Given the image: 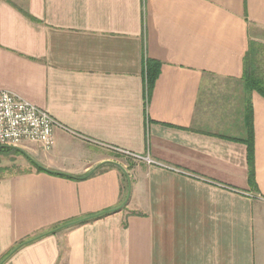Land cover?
<instances>
[{
  "label": "crops",
  "instance_id": "obj_1",
  "mask_svg": "<svg viewBox=\"0 0 264 264\" xmlns=\"http://www.w3.org/2000/svg\"><path fill=\"white\" fill-rule=\"evenodd\" d=\"M249 77L264 82V0H0V89L64 127L48 151L19 147L40 167L0 168V259L128 196L1 264H264V95Z\"/></svg>",
  "mask_w": 264,
  "mask_h": 264
},
{
  "label": "built area",
  "instance_id": "obj_2",
  "mask_svg": "<svg viewBox=\"0 0 264 264\" xmlns=\"http://www.w3.org/2000/svg\"><path fill=\"white\" fill-rule=\"evenodd\" d=\"M56 128L64 127L46 110L8 90L0 89V146L18 148L24 144H37L48 151L54 144L53 133ZM115 150L147 164L156 163L148 156Z\"/></svg>",
  "mask_w": 264,
  "mask_h": 264
},
{
  "label": "trees",
  "instance_id": "obj_3",
  "mask_svg": "<svg viewBox=\"0 0 264 264\" xmlns=\"http://www.w3.org/2000/svg\"><path fill=\"white\" fill-rule=\"evenodd\" d=\"M245 81H246V83H247V85L249 86L250 89H255L259 93H261L262 95H264V82L260 78H254V77L250 78L249 77V78H245ZM250 118H251V113H250V107H249V119H248V131H249V134H248L247 139L244 140V141L248 145V153H249L248 154V160H249V179H250L249 181H250V183L253 184V175H254V172H253V135H252V125H251V119ZM0 149H2L4 151H11L12 150L13 152H20L19 149H15V148H11V147H6V146H0ZM58 175L64 176V177H68V176H66L64 174H58ZM122 177H123V180L125 181L126 175H122ZM110 210H111V208L104 209V210H101V211L95 212V213L86 214V215H84V217H88V219L85 220V221H83V222H80V224H86V223H89V222H92V221H95V220H98V219H102L104 217H107V216L113 214V213H110L109 212ZM77 219L78 218H74L73 220H70V221H74V220H77ZM80 224H78V225H80ZM59 225L60 224H58L56 226H53V227L49 228L48 230H45L43 232H40L36 236L29 237V238H26V239L20 241L18 244H16L12 249H10L6 254H4L1 257L0 264L3 263V260H5V258L7 256L11 255V253L13 251H16L18 248H20V247H22L24 245L33 243V242H35V241H37V240H39V239H41V238H43L45 236L52 235V234L56 233L57 232L56 229L58 228Z\"/></svg>",
  "mask_w": 264,
  "mask_h": 264
},
{
  "label": "rangeland",
  "instance_id": "obj_4",
  "mask_svg": "<svg viewBox=\"0 0 264 264\" xmlns=\"http://www.w3.org/2000/svg\"><path fill=\"white\" fill-rule=\"evenodd\" d=\"M35 159H36V157H34V154L26 152L24 149H21V148H20V152H13L12 150L11 151H4V150L0 149V168H1V166L11 164L10 169H12L11 170L12 172L19 170V167H17V165H14V164H16L17 160H21V161L25 160L31 164L33 162L35 165L40 167V164H38ZM124 199H125V197H124ZM111 209H114V208H111ZM82 218H85V217L84 216L80 217L77 220L82 219ZM74 221H76V220H74ZM70 222H72V221H70ZM70 222H65V223L63 222V224H60L57 229L59 230L60 227L64 226L65 224H68ZM78 224H80V223L71 225L69 227L76 226ZM66 228H68V227H66Z\"/></svg>",
  "mask_w": 264,
  "mask_h": 264
},
{
  "label": "water",
  "instance_id": "obj_5",
  "mask_svg": "<svg viewBox=\"0 0 264 264\" xmlns=\"http://www.w3.org/2000/svg\"><path fill=\"white\" fill-rule=\"evenodd\" d=\"M6 147H11V146H6ZM11 148L19 149V148H16V147H11ZM41 169H43L45 171H48V170H46L45 168H42V167H41ZM93 171H94V169L90 170V172H88L84 177L89 176ZM124 173L126 174L125 171H124ZM126 178H127V182L129 183V178H128L127 174H126ZM127 200H128V196H127V198L125 199V201L120 206H118L117 208L111 209L109 212L110 213L118 212L126 204ZM87 219H88V217H85V218H82V219H79V220H76V221H72V222H70L68 224H65L64 226L60 227L59 229H63V228L69 227L71 225H74V224L83 222V221H85Z\"/></svg>",
  "mask_w": 264,
  "mask_h": 264
}]
</instances>
